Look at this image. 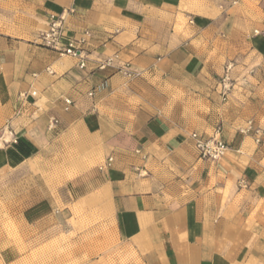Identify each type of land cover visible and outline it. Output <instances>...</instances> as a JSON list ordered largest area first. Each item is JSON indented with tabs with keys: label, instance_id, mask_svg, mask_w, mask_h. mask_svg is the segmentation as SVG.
<instances>
[{
	"label": "crops",
	"instance_id": "crops-1",
	"mask_svg": "<svg viewBox=\"0 0 264 264\" xmlns=\"http://www.w3.org/2000/svg\"><path fill=\"white\" fill-rule=\"evenodd\" d=\"M24 2L31 39L0 37V181L78 152L70 194L143 264H264V132L247 131L264 128V0ZM71 9L68 30L92 34L84 69L32 42ZM115 54L141 75L98 69ZM217 129L226 152L199 159L191 134Z\"/></svg>",
	"mask_w": 264,
	"mask_h": 264
},
{
	"label": "rangeland",
	"instance_id": "rangeland-1",
	"mask_svg": "<svg viewBox=\"0 0 264 264\" xmlns=\"http://www.w3.org/2000/svg\"><path fill=\"white\" fill-rule=\"evenodd\" d=\"M24 1L0 0V37L31 39L38 21ZM80 161L64 151L2 177L0 264H143L98 211L70 194L85 170Z\"/></svg>",
	"mask_w": 264,
	"mask_h": 264
},
{
	"label": "built area",
	"instance_id": "built-area-1",
	"mask_svg": "<svg viewBox=\"0 0 264 264\" xmlns=\"http://www.w3.org/2000/svg\"><path fill=\"white\" fill-rule=\"evenodd\" d=\"M73 12L71 10H62L59 13H51L47 17L45 27L39 30L32 42L33 44L48 49L62 56H69L78 61V68L84 69L87 62V56L91 45L92 34L89 30H83L79 33H72L66 25V14ZM118 62L119 65H115ZM117 68L123 76L128 79H135L141 75L139 69L133 66L130 62L120 63L118 55L115 54L110 58L100 62L98 69ZM232 86V80L225 74L220 79V96L222 100H226L228 92ZM35 92H31L30 96H35ZM92 96V92L88 94ZM69 104V101H65ZM57 121L51 119L48 129L52 130ZM191 140L199 159L202 160H218L227 150L226 144L220 137V130L217 129L212 136L204 137L203 135L192 133ZM259 142V138L256 140ZM113 161L110 156L106 160V166H109Z\"/></svg>",
	"mask_w": 264,
	"mask_h": 264
}]
</instances>
